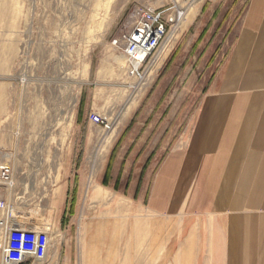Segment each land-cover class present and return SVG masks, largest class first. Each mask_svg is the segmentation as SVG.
<instances>
[{
	"label": "rangeland",
	"instance_id": "obj_1",
	"mask_svg": "<svg viewBox=\"0 0 264 264\" xmlns=\"http://www.w3.org/2000/svg\"><path fill=\"white\" fill-rule=\"evenodd\" d=\"M249 2L0 0V121L25 139L11 200L29 209L23 226L48 237L44 264H212L203 218L156 214L148 201L191 137ZM137 5L186 12L144 82L124 76L111 46Z\"/></svg>",
	"mask_w": 264,
	"mask_h": 264
},
{
	"label": "crops",
	"instance_id": "obj_2",
	"mask_svg": "<svg viewBox=\"0 0 264 264\" xmlns=\"http://www.w3.org/2000/svg\"><path fill=\"white\" fill-rule=\"evenodd\" d=\"M195 122L160 170L148 209L203 218L212 264H264V0H250ZM0 127L1 165L17 161L25 139L10 123ZM10 202L11 217L28 223V207Z\"/></svg>",
	"mask_w": 264,
	"mask_h": 264
},
{
	"label": "built area",
	"instance_id": "obj_3",
	"mask_svg": "<svg viewBox=\"0 0 264 264\" xmlns=\"http://www.w3.org/2000/svg\"><path fill=\"white\" fill-rule=\"evenodd\" d=\"M168 11L137 5L128 13L124 31L111 42L124 58L125 66L117 67L125 77L143 81L148 69L156 65L170 26L176 24L177 12L169 15ZM89 121L98 127L106 122L104 117L94 113L89 116ZM14 176L12 161L0 165V264H44L49 248L48 237L17 223L10 215ZM2 191L8 194L9 200L1 198Z\"/></svg>",
	"mask_w": 264,
	"mask_h": 264
},
{
	"label": "bare ground",
	"instance_id": "obj_4",
	"mask_svg": "<svg viewBox=\"0 0 264 264\" xmlns=\"http://www.w3.org/2000/svg\"><path fill=\"white\" fill-rule=\"evenodd\" d=\"M185 15H186V12L185 11H178V14H177V16H176V27L180 24V22L183 20V18L185 17ZM170 34V33H169ZM169 38V37H168ZM167 38V39H168ZM166 39V40H167ZM166 40H165V42H164V44H166ZM163 44V45H164ZM162 51H163V49H162ZM162 51L159 53V59L161 60V57H162ZM113 60H114V62L117 64V66L118 67H121V68H123L124 66H125V61H124V58L122 57V56H118V57H113ZM155 68H157V67H155ZM151 72H152V70H151ZM148 76V75H147ZM137 82H141V81H137ZM144 82V81H143ZM141 86V85H140ZM142 87H143V85H142ZM136 88V87H135ZM134 88V89H135ZM137 90V89H136ZM134 91V90H133ZM16 136H18V135H16ZM95 162V161H94ZM93 162V163H94ZM97 162V161H96ZM96 166V165H95ZM13 185H14V177H13ZM89 185V184H88ZM88 187V186H87ZM12 190H13V186H12ZM11 190V191H12ZM129 247H131V245L129 244ZM126 258L128 259V260H130L131 259V254L129 253V250H127V252H126ZM142 259L143 258H141V260H140V264H142ZM81 264H88V261H87V258L83 255V257L81 258Z\"/></svg>",
	"mask_w": 264,
	"mask_h": 264
},
{
	"label": "trees",
	"instance_id": "obj_5",
	"mask_svg": "<svg viewBox=\"0 0 264 264\" xmlns=\"http://www.w3.org/2000/svg\"><path fill=\"white\" fill-rule=\"evenodd\" d=\"M110 159H112V155H111ZM109 167H110V165H108L107 171H106V173L104 175V179H103V184L104 185H106V182L108 180L107 177H108V173H109ZM76 168H78V166ZM75 197H76V190H74L73 193H72V198H71V206L72 207L74 206V202H75V199H76ZM65 221H66V219L63 218L62 221H61V227L64 226Z\"/></svg>",
	"mask_w": 264,
	"mask_h": 264
}]
</instances>
